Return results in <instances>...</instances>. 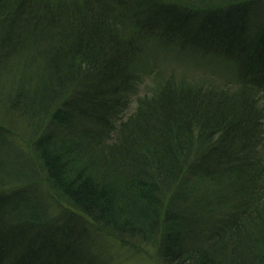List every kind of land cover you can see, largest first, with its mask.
Returning <instances> with one entry per match:
<instances>
[{
  "label": "trees",
  "instance_id": "obj_1",
  "mask_svg": "<svg viewBox=\"0 0 264 264\" xmlns=\"http://www.w3.org/2000/svg\"><path fill=\"white\" fill-rule=\"evenodd\" d=\"M158 45L234 78L142 67ZM0 106L34 128L27 158L0 129V264H51L35 241L62 264L36 175L166 264H264V0H0Z\"/></svg>",
  "mask_w": 264,
  "mask_h": 264
},
{
  "label": "rangeland",
  "instance_id": "obj_2",
  "mask_svg": "<svg viewBox=\"0 0 264 264\" xmlns=\"http://www.w3.org/2000/svg\"><path fill=\"white\" fill-rule=\"evenodd\" d=\"M51 1L57 2V0ZM63 1L69 2V0ZM142 58L144 59L143 62L140 61V64L144 68L152 65L154 69L162 73L161 75L169 76L170 73H174L177 77L185 78L186 81L193 84L197 83L196 85H201L206 89L223 85L225 79L234 78H228L230 74L231 76L235 74L233 73L235 69L229 64H221L219 60L210 63L191 53L181 54L169 45L164 46V48L163 45H158L150 59L147 60L145 54ZM155 76L145 77L139 86V95L151 92L154 87ZM230 87L238 88L236 84H231ZM1 107L0 129L3 130L2 127L7 125L9 131L4 129V134H13L10 133L13 130L24 137L22 139L15 135L18 133H15L8 135L6 141L11 142L17 151L27 158L28 153H32L27 136L30 137V134L34 132L33 123L27 121L30 120L27 116L17 113L16 117L14 113L10 114L8 109ZM129 109L132 110L131 105L126 109L128 113ZM23 186L47 212V215H44L43 223L39 226L40 228H37L38 231L40 229L49 230L54 239H58L59 236V240L63 241L56 244L59 249L64 251H58L62 258H56V261L61 260L62 264H166L161 253L162 245L160 242L156 243L157 245L146 244L143 240H136L125 235L126 233L112 228H104L93 220L87 219L80 211L62 203L56 193L54 194L49 189L42 177L36 175ZM2 194L3 192H0V201ZM4 213L0 205V216L3 217ZM204 239V237L199 238V236L195 238L196 242L206 243L207 241ZM33 246L35 248L34 253L38 252L36 256L43 258L48 254L46 258L49 257L52 264L55 255L50 256L53 252L51 253L49 248H38L36 241Z\"/></svg>",
  "mask_w": 264,
  "mask_h": 264
}]
</instances>
